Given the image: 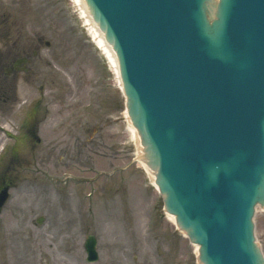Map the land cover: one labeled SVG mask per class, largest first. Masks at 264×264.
Wrapping results in <instances>:
<instances>
[{
  "label": "rangeland",
  "instance_id": "374dc122",
  "mask_svg": "<svg viewBox=\"0 0 264 264\" xmlns=\"http://www.w3.org/2000/svg\"><path fill=\"white\" fill-rule=\"evenodd\" d=\"M99 45L76 0H0V60L24 51L33 60L0 124L34 128L37 140L11 175L0 264H88L89 235L94 264H200L141 164L120 80ZM255 222L264 251V209Z\"/></svg>",
  "mask_w": 264,
  "mask_h": 264
},
{
  "label": "water",
  "instance_id": "95a60500",
  "mask_svg": "<svg viewBox=\"0 0 264 264\" xmlns=\"http://www.w3.org/2000/svg\"><path fill=\"white\" fill-rule=\"evenodd\" d=\"M166 209L203 264H264V0H86ZM7 195H0V208ZM96 239L86 241L98 260Z\"/></svg>",
  "mask_w": 264,
  "mask_h": 264
},
{
  "label": "flooded vegetation",
  "instance_id": "af4514ba",
  "mask_svg": "<svg viewBox=\"0 0 264 264\" xmlns=\"http://www.w3.org/2000/svg\"><path fill=\"white\" fill-rule=\"evenodd\" d=\"M36 55V53H35ZM32 57L24 51L20 56H7L5 61L0 60V110L4 112V107L11 110L12 102H15L18 97L16 93H12L14 84H18L20 74L31 72ZM4 91V92H1ZM3 115V114H2ZM18 129L21 126L17 127ZM2 138V135L0 136ZM31 143H34L33 141ZM0 141V147H1ZM17 140L10 143L9 147H2L0 152V191L8 186L14 185V178L11 175L17 170V165L21 163L22 158L19 156L20 149L17 150Z\"/></svg>",
  "mask_w": 264,
  "mask_h": 264
},
{
  "label": "bare ground",
  "instance_id": "6f19581e",
  "mask_svg": "<svg viewBox=\"0 0 264 264\" xmlns=\"http://www.w3.org/2000/svg\"><path fill=\"white\" fill-rule=\"evenodd\" d=\"M76 3L80 6L81 10L83 11L84 17L86 18L87 24L89 26H91V30L94 34V36L96 37V39L99 40L102 48L105 50L106 54L108 55L109 59L111 60V62L113 63L114 67L116 68V71L118 73V77L120 80V85L122 87V82H121V78H120V70H119V63H118V58L116 56L115 51L113 50L112 46L110 44L107 43L105 36L103 34V32L100 30L99 26L94 22V20L92 19V15L89 11V8L86 4L85 0H76ZM126 117L128 119V123H129V127L131 129V131L133 132L136 141L138 142L140 149H142L141 147V142H140V136L136 130V128L133 126L130 117L128 116V112H126ZM142 153V151H141ZM146 157L144 158V154H141L140 156V160H141V164L143 166V168L146 170L147 173H149V175L151 176V179L154 183V186L157 188L156 182H155V177H156V172L152 170V168L146 163ZM167 217L170 221H172L174 224H176V217L168 214L167 213ZM197 248V252H198V246H196Z\"/></svg>",
  "mask_w": 264,
  "mask_h": 264
}]
</instances>
